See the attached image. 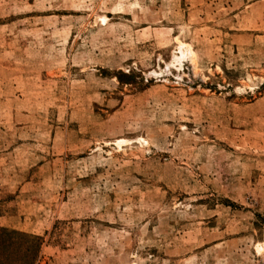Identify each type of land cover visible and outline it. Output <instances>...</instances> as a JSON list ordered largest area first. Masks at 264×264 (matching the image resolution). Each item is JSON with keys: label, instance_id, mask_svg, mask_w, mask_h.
<instances>
[{"label": "rangeland", "instance_id": "1", "mask_svg": "<svg viewBox=\"0 0 264 264\" xmlns=\"http://www.w3.org/2000/svg\"><path fill=\"white\" fill-rule=\"evenodd\" d=\"M0 264H264V0H0Z\"/></svg>", "mask_w": 264, "mask_h": 264}, {"label": "bare ground", "instance_id": "2", "mask_svg": "<svg viewBox=\"0 0 264 264\" xmlns=\"http://www.w3.org/2000/svg\"><path fill=\"white\" fill-rule=\"evenodd\" d=\"M104 22H106V19H103ZM181 47H184L185 48V51L179 56V57H175L174 59L177 61V62H181L183 59H185L186 57H194V52L191 50L190 47L184 45V44H181ZM194 59V58H193ZM120 142H118V144H120Z\"/></svg>", "mask_w": 264, "mask_h": 264}, {"label": "trees", "instance_id": "3", "mask_svg": "<svg viewBox=\"0 0 264 264\" xmlns=\"http://www.w3.org/2000/svg\"><path fill=\"white\" fill-rule=\"evenodd\" d=\"M27 254H29V252L27 250L23 251L21 253V258L25 259L26 257H28Z\"/></svg>", "mask_w": 264, "mask_h": 264}]
</instances>
